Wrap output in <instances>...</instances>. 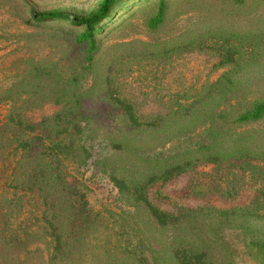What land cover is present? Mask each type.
Listing matches in <instances>:
<instances>
[{"label":"rangeland","instance_id":"rangeland-1","mask_svg":"<svg viewBox=\"0 0 264 264\" xmlns=\"http://www.w3.org/2000/svg\"><path fill=\"white\" fill-rule=\"evenodd\" d=\"M101 2L0 0V264H264V0Z\"/></svg>","mask_w":264,"mask_h":264},{"label":"trees","instance_id":"trees-1","mask_svg":"<svg viewBox=\"0 0 264 264\" xmlns=\"http://www.w3.org/2000/svg\"><path fill=\"white\" fill-rule=\"evenodd\" d=\"M117 1L118 0H102L100 6L94 12V14H92L91 16L84 18V19L72 21L74 24L85 26V32L81 35L80 40L88 41L90 43V45H91L90 52L91 53L95 50V41L93 39L95 28L97 25L101 24L106 18L109 17L110 12L112 11V9H113V7ZM33 18L37 22H47V21L56 20V19L68 20L67 17L64 16L63 14L53 13V12L36 14V15H34ZM0 158H2L1 155H0ZM2 160H5V159H2ZM8 169H9V167H5V169L3 170V173L6 172ZM7 178L8 179L5 181V184H2L1 182L3 180L0 179L1 196L3 194H7L5 192H7L8 190H11L13 199L18 198V192H17L16 188L11 187L10 186L11 184H9V181H11V180L14 181L15 177H13L14 178L13 179L12 176L9 175ZM23 182L25 183V185L31 186L25 180H23ZM16 187H19V186H16Z\"/></svg>","mask_w":264,"mask_h":264}]
</instances>
